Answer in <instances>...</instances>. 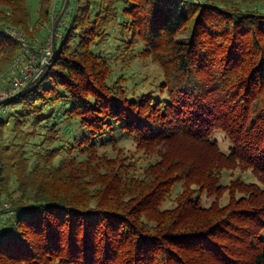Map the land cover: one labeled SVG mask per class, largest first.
<instances>
[{
    "label": "trees",
    "instance_id": "obj_1",
    "mask_svg": "<svg viewBox=\"0 0 264 264\" xmlns=\"http://www.w3.org/2000/svg\"><path fill=\"white\" fill-rule=\"evenodd\" d=\"M29 1L0 0V76L10 29L52 35ZM70 1L0 118V264H264V0Z\"/></svg>",
    "mask_w": 264,
    "mask_h": 264
},
{
    "label": "built area",
    "instance_id": "obj_2",
    "mask_svg": "<svg viewBox=\"0 0 264 264\" xmlns=\"http://www.w3.org/2000/svg\"><path fill=\"white\" fill-rule=\"evenodd\" d=\"M52 18L55 21L58 10L60 9L63 0H52ZM67 13V12H66ZM65 13V16L68 14ZM64 16V17H65ZM64 19V18H63ZM63 21V20H62ZM61 21V22H62ZM60 22V23H61ZM67 23V21H66ZM64 23V24H66ZM12 36L16 37L19 42L22 43V51L15 58L12 65L9 67V71L0 76V79L6 80L10 76V82L6 87H0V101L7 100L22 90L30 81L36 80L42 74V67L49 63L50 58L53 55V34L47 39V44L43 43V48L40 46L42 41L32 43L29 41L27 35L24 32H20L16 29H10ZM9 106L5 103L0 105V118L7 113ZM0 190V221L4 216L5 208L8 205L3 200ZM2 232V226L0 222V233Z\"/></svg>",
    "mask_w": 264,
    "mask_h": 264
},
{
    "label": "rangeland",
    "instance_id": "obj_3",
    "mask_svg": "<svg viewBox=\"0 0 264 264\" xmlns=\"http://www.w3.org/2000/svg\"><path fill=\"white\" fill-rule=\"evenodd\" d=\"M35 1H37V0H31V1H29V3H31V5H32V7H33V9H34V11H35V8H36V2ZM75 8V4L74 3H72L71 4V6H70V8H69V10L70 9H74ZM68 10V11H69ZM57 18V17H56ZM61 31H62V29H61ZM46 35H48V32H47V34H45V36ZM45 36L43 37V39L45 38ZM28 37V36H27ZM48 37V36H47ZM28 39H30L29 37H28ZM33 39H30L29 41H32ZM58 40H59V44H61V42H62V40H61V37L60 38H58ZM36 41H37V39H36ZM36 41H34L33 40V42H36ZM143 69H145L147 72H152L153 70H155L156 69V67L154 66V65H150L149 67H146V68H143ZM1 80V79H0ZM3 80V79H2ZM2 82V81H1ZM3 83H4V81H3ZM16 107H14V106H9V110L7 111V113H5L4 114V117L6 118V119H8V125H7V128H6V131H4L5 132V137H6V139L7 140H9L10 138H11V136H12V132H11V130L13 129V127H14V123H15V121H14V113L16 112ZM218 139H219V141H220V143H221V146L223 147V149H225V150H229V148L228 147H230V143H229V141H227L226 139H225V137L223 136V133L222 132H217L216 133V135H215ZM211 198H209V197H205V199H204V201L206 202V203H210L211 202V200H210ZM227 200L226 199H224V202H226Z\"/></svg>",
    "mask_w": 264,
    "mask_h": 264
},
{
    "label": "water",
    "instance_id": "obj_4",
    "mask_svg": "<svg viewBox=\"0 0 264 264\" xmlns=\"http://www.w3.org/2000/svg\"><path fill=\"white\" fill-rule=\"evenodd\" d=\"M64 1H65V3L62 7V10L60 11V13H58L59 15L55 19L54 24L52 26L53 27V32H52V34H53V39H52L53 40V52L52 53L56 52V50H57V40L56 39H57L58 26L60 25V22L63 20L65 13L67 12L69 5H70V2H71L70 0H64ZM45 68H46V65L42 67V72L44 71ZM34 81L35 80L30 81L22 90L17 92V94L12 96L11 98H14V97L22 94L24 91H26L33 84ZM11 98H9V99H11ZM9 99L0 101V105L6 103Z\"/></svg>",
    "mask_w": 264,
    "mask_h": 264
}]
</instances>
